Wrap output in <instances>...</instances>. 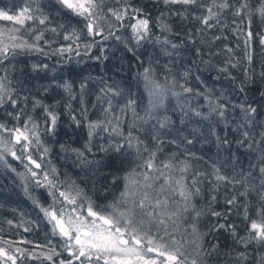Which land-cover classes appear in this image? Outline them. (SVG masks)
<instances>
[{
  "label": "trees",
  "instance_id": "trees-1",
  "mask_svg": "<svg viewBox=\"0 0 264 264\" xmlns=\"http://www.w3.org/2000/svg\"><path fill=\"white\" fill-rule=\"evenodd\" d=\"M252 2L255 4V0ZM209 3L210 0H201L202 5ZM37 5L39 12L35 11ZM24 6H30L37 15L48 17L43 25L36 21H26L18 33L28 43H38L43 52L18 49L15 55L9 53V59L0 65V74L7 69L12 81L11 87L15 90L14 98H18L15 109L7 103L0 107V122L9 127L21 126L31 116L40 125L41 140L49 148V152L46 155L35 150L31 152L33 158L41 163V169L36 171L47 170L49 166L55 167L60 181L75 182L95 204L103 206L111 203L123 191V177L136 168L140 161L136 159L134 150L113 152L105 133L94 135L89 140L86 123L103 119V110L111 101L117 115L124 110L122 120L126 132L133 124L132 109L126 107L129 100L135 101V111L140 116L144 115L148 107L149 95L141 75L144 68L151 66L155 78L161 82H164L165 67L170 68L169 78L174 77L178 84L192 88L193 92L183 93L178 86L172 89L182 94L178 98L169 95L164 106L156 112L158 119L167 117L171 121L167 128L154 130L152 126L156 120L147 124L136 121V128L140 130L134 128L133 134L149 148L154 146L155 135L159 134L165 140L158 160L166 161L175 153L179 160L189 161L191 167L188 176L196 174L199 181L196 187L200 189V195L193 198L196 209L201 212L197 221L199 232L205 247L218 245L219 254L210 258L208 264H236L235 260L229 259L225 254L231 253L234 257L236 253L243 251L249 254L245 264H259L260 257L264 256V247L252 242L245 249L231 231L227 230L229 226H234L237 237L247 236V221L242 206L247 205L250 219L256 218L254 212L260 206L258 182L252 181L256 190L250 191L246 197L242 196L240 193L248 182L245 181L244 186L227 181L218 182L213 165L222 175L240 179L241 170L247 172L250 163L257 162V152L246 147L238 148L235 141L239 135L237 127L244 122V114L239 105L251 104L258 109L255 124L249 125L255 138L259 139L256 134L264 131L260 127L264 124V77L261 76L264 73V43L260 38V34L264 33V23L259 18H254L249 26L246 18L225 13L221 16L220 23L206 28L196 19L206 14L203 7L165 5L162 0H104L105 13L109 7L118 10L130 6L128 15L132 16L131 9H143V13L137 14V18L147 16L150 32L148 38L137 45L128 26L134 19L126 17L121 27V22L109 15L110 23L116 25L113 29L115 34L104 39L102 36H88L85 21L71 15L57 0H0V7L11 12ZM161 21L170 27V31H162ZM12 27L20 26L11 21L0 20V31ZM103 27L104 35L107 36L108 24ZM51 28H56L57 31L52 32ZM73 29L80 39L75 42L65 40L64 36ZM248 31L253 33L251 38L247 37ZM40 32H43V38L37 42L35 36ZM190 35L194 43L189 41ZM117 36L120 37L119 40L116 39ZM165 37L179 47L172 49L157 42V38L163 41ZM77 44L80 45L79 49ZM86 44L92 46L85 49ZM69 46L72 51L58 53L60 48ZM165 49L171 55H166ZM197 49L200 50L199 55ZM44 65L47 67H43ZM224 68L227 71H220ZM185 71H189L187 80L184 79ZM65 84L71 86L70 92L63 87ZM241 87L244 88L243 92L240 91ZM109 89H114L119 94L113 96ZM209 99L213 104L229 106L225 113L227 124L215 114H209ZM36 101L41 106L34 107ZM43 106H47L58 116L51 133L45 131L46 113ZM21 110L19 121L8 115ZM195 111L209 116V119L195 116ZM73 116L80 121L79 126L73 121ZM225 136L231 143L230 151L227 146H217V137ZM187 140L192 143H187ZM168 141H177V144ZM61 145L68 150H62ZM8 147L15 148L21 155L20 145L8 144ZM88 148L91 149L90 152L87 151ZM72 149L83 152L89 163L79 159ZM185 153L193 155L186 156ZM6 156V162H0V247L8 248L9 254L18 257L16 264H59L60 260L67 264L70 257L63 247L64 238L52 234V224L41 210V207L53 205L49 191L37 186L30 174L25 173L24 165L28 163L26 160L22 159L24 164L19 166L11 155ZM136 171L141 169L137 168ZM137 180L143 182L142 177L137 176ZM160 183L162 180L157 181L154 188H158ZM233 197L236 203L228 205L227 200ZM56 207L58 209L59 204ZM213 212L227 215L218 217L212 215ZM220 224L225 225V228L216 227L213 230L214 226ZM177 238L183 243L179 234ZM22 239L25 241H20ZM52 248L59 255H53V260L49 261L41 254L49 253ZM30 252L35 253L38 258L29 256ZM189 252L190 245L186 246V255ZM151 258L156 259L157 264H162L164 259L156 254H152Z\"/></svg>",
  "mask_w": 264,
  "mask_h": 264
},
{
  "label": "snow or ice",
  "instance_id": "snow-or-ice-1",
  "mask_svg": "<svg viewBox=\"0 0 264 264\" xmlns=\"http://www.w3.org/2000/svg\"><path fill=\"white\" fill-rule=\"evenodd\" d=\"M165 5L179 4L182 6H198L203 7L206 14L196 17L200 23L206 28H212L215 24L220 23V18L225 13H230L234 17L246 18L247 24L250 26L254 18L264 23V0H210L207 5H202L201 0H162ZM61 7L67 10L71 15L82 18L85 21V29L87 35L91 37L102 36L107 39L108 36H113L115 24L110 23L108 16L110 15L115 21L135 20L128 26L136 38V43L148 38L150 32L149 19L146 15L137 18V14L143 13V9H131L133 15L129 16V7L125 6L120 9L107 8L104 10V0H57ZM36 12L40 11L37 5ZM0 20L11 21L14 25L20 27H12L6 31H0V65H3L9 59V53L15 55L18 49H29L43 52L39 48L38 43H28L23 36L18 35L26 21H36L38 24H45L48 20L46 15L37 16L33 9L28 6L21 9L18 13L10 15L5 10H0ZM104 24H108V35H104ZM63 27V26H60ZM162 31H170V27L160 23ZM56 32V28L50 29ZM31 32V29L29 30ZM7 34V39L5 35ZM253 33L247 32V37L251 38ZM43 38V32L35 36L38 42ZM261 42L264 43V33L260 34ZM65 40L73 39L78 41L80 36L73 29L71 35H65ZM120 39V37H116ZM189 41L195 42L193 37H188ZM219 39V37H216ZM20 41V42H17ZM158 43L170 46L172 49L179 47L175 43H171L166 37L163 41L157 38ZM247 42V41H246ZM91 44L84 45L85 49L90 48ZM79 49L80 45H76ZM72 51L71 46L60 48L58 53ZM199 49L196 50L199 55ZM229 51H231L229 49ZM46 54V53H45ZM77 54H79L77 52ZM166 55H171L165 49ZM99 59V57H97ZM251 57L249 56V61ZM43 67H47L44 65ZM220 71H227L226 68ZM145 82V88L148 91L149 103L145 109L143 116L135 111V101L129 100L126 107H130L133 113V124L125 132L122 117L125 115L124 110L117 115L113 111L111 101L103 110L104 118L96 121H88L89 140L94 135L105 133L109 137L110 148L115 153H122V150H134L137 160L140 161L128 172L124 177L123 191H120L119 196L115 197L111 203L103 206L95 204L90 197L84 193L75 182L60 181L58 172L55 167L49 166L47 170L36 171L41 169V163L33 159L31 152L33 150L47 154L49 148L43 145L40 125L31 117L28 116L26 121L21 126L9 127L6 123L0 122V162H6L5 156L11 155L17 160H26L28 163L24 165L27 172L30 174L33 182L39 187H45L49 191L53 199V205L49 207H41L44 215L52 224V234L59 235L64 238V249L68 253L70 259L67 264H157L154 258H145L147 253H156L157 257H163L162 264H208V260L215 255H218V245L212 244L210 247H205L202 239V234L198 229V218L201 212L196 209L193 198L200 195V189L196 187L199 182L196 174L188 176L190 172V163L187 159L179 160L175 153L171 154L165 160H158V154L162 152V146L165 140L159 134L153 137L154 146L149 148L147 144L133 134V129L136 128V121L144 124L151 120H156L152 126L154 130H161L168 127L171 121L164 117L158 119L156 112L164 106L165 99L169 96L180 97L183 93H192L193 89L180 85L174 77L169 78L171 69L165 67V75L163 81L155 78L154 69L151 66L144 68L141 73ZM189 71H185L184 79L187 80ZM264 77V73H261ZM12 81L7 74V69L0 74V107L6 103L13 109L16 108L18 98L15 97V90L11 87ZM180 87L182 92L172 91L175 87ZM65 90L71 91L69 84L63 85ZM84 85H81V89ZM104 92V89H101ZM113 96L118 95L114 89L108 90ZM243 92L244 88L241 87ZM107 95V93H105ZM203 95L202 93H199ZM264 95V94H262ZM207 98V97H206ZM26 99V98H24ZM35 106H41L39 101H36ZM46 113L44 121L45 131L51 133L56 126L58 116L54 111H50L47 106H43ZM228 105L216 103L213 104L209 99V114H215L220 120L227 124L225 113ZM236 107V106H233ZM244 114V122L237 127L239 135L236 138L238 148H247L250 151H255L258 154L257 162L250 163L247 172L241 170L240 179L235 176L227 177L220 173V170L213 165L215 179L218 182L227 181L233 185L240 184L244 186L245 181L248 182L244 187V191L240 193L242 196H248L250 191L256 190L252 181L258 182L257 192L260 206L255 209V219H250L247 205L243 207V215L247 221V236L237 237L234 226H229L227 230L231 231L233 237L241 243L245 249L248 244L255 242L264 247V131L257 133L260 138L256 139L249 125L255 124V117L259 114L258 109L251 104L239 105ZM183 110V109H182ZM21 111H16L15 114L8 113L13 120L19 121ZM195 116L202 119H209V116L202 114L200 111L194 112ZM77 126L80 121L76 117H72ZM260 127L264 129V124ZM139 131V128H136ZM6 134V135H5ZM169 143L177 144V141H168ZM191 144V140H187ZM8 144L20 145L21 155L18 156L14 148L8 147ZM218 147H228L231 150V143L225 136L224 138L217 137ZM62 150L67 151L65 146L61 145ZM76 152L77 157L82 159L84 163H89L84 153L72 149ZM87 151H91L90 148ZM108 151V149H104ZM186 156L193 155L185 153ZM43 159V156L40 157ZM175 161V163H173ZM96 163H99L98 161ZM121 163H123L121 161ZM34 166L31 167V166ZM10 166V165H9ZM139 168L141 171L137 172ZM200 175H203L202 173ZM137 176L142 177V181L137 180ZM152 183H148V181ZM158 188H154L157 181H161ZM115 183V178L113 180ZM107 198V197H105ZM215 199V197H213ZM236 203L235 197L227 200L228 205ZM59 204L57 209L56 205ZM214 216L227 215V213L213 212ZM11 223V221H9ZM225 228V225L220 224L214 226ZM27 230V229H26ZM177 234L182 238L183 243L177 238ZM191 246V252L186 255V246ZM17 251H20L17 249ZM23 255V253H22ZM33 258H38L35 253H28ZM45 259L52 261L53 255H59L52 248L49 253H42ZM229 259L235 260L236 264H245L249 259L247 251L238 252L233 257L231 253H226ZM192 257V258H190ZM0 259L4 260V264L11 261V264H16L18 257L9 254L8 250L0 247ZM59 264H65L64 260H60ZM259 264H264V256L260 257Z\"/></svg>",
  "mask_w": 264,
  "mask_h": 264
},
{
  "label": "rangeland",
  "instance_id": "rangeland-1",
  "mask_svg": "<svg viewBox=\"0 0 264 264\" xmlns=\"http://www.w3.org/2000/svg\"><path fill=\"white\" fill-rule=\"evenodd\" d=\"M25 7H27V6H24V8H25ZM22 9H23V8H22ZM0 10H5V11H7L10 15H12V14H16V13H18L21 9H18L17 11L15 10L14 12H11V11H9V10H6V8H4V7H3V8L0 7ZM34 13H35V15H37L36 12H34ZM37 16H41V15H37ZM133 23H135V20H134ZM131 32H132V29H131ZM66 35H71V33L68 32ZM148 35H149V34H148ZM133 37H134V41L136 42V38H135L134 35H133ZM5 39H7V34L5 35ZM70 41L73 42V39H70ZM142 41H143V40H142ZM140 43H141V41H140ZM2 147H3V146H0V149H2ZM14 150H15V148H14ZM17 155L20 156L18 153H17ZM5 157H7V156H5ZM11 157H12V156H11ZM12 158H13L14 160H17V159H15L14 157H12ZM33 159H34V158H33ZM17 161H18V163H19V166H21V165L24 164V163H22V159H21V160H17ZM37 162H38V161H37ZM25 173L28 174L27 170L25 171ZM60 238H61V237H60ZM20 241H23V242H24L25 239H22V240H20ZM4 248L7 249V250L9 251L8 248H6V247H4ZM152 254L154 255V254H156V253H147L145 258H151V257H152ZM1 261H2L1 263L4 264V260L1 259ZM9 262H10V261H8L7 264H9Z\"/></svg>",
  "mask_w": 264,
  "mask_h": 264
},
{
  "label": "flooded vegetation",
  "instance_id": "flooded-vegetation-1",
  "mask_svg": "<svg viewBox=\"0 0 264 264\" xmlns=\"http://www.w3.org/2000/svg\"><path fill=\"white\" fill-rule=\"evenodd\" d=\"M1 262H2V261H1V259H0V264H2Z\"/></svg>",
  "mask_w": 264,
  "mask_h": 264
}]
</instances>
